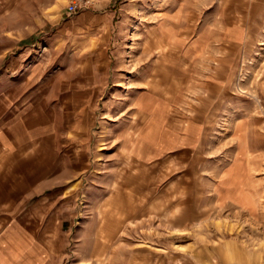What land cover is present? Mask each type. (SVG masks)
Masks as SVG:
<instances>
[{"label":"rangeland","instance_id":"rangeland-1","mask_svg":"<svg viewBox=\"0 0 264 264\" xmlns=\"http://www.w3.org/2000/svg\"><path fill=\"white\" fill-rule=\"evenodd\" d=\"M69 3L48 11L46 60L52 61L46 79L53 80L58 65L71 63V52L93 46L106 48L110 57L109 72L94 73L108 80L101 97L81 105L82 140L86 135L90 150L98 148L85 173L96 178L84 190L89 202L110 200L104 187L120 184L128 194L118 192L109 207L143 208V225L135 222L129 234L134 240L144 234L149 246L199 241L207 236L199 226L207 224L239 232L242 242L264 251V213L249 217L216 204L214 194L222 166L235 155L237 121L248 135L240 139L250 140L252 149L264 145V0H112L97 9L113 13L110 41L100 28L92 30L102 46L64 29L88 9L71 14ZM227 31L235 44L226 40ZM201 32L209 34L207 47L186 64L183 36ZM84 58L78 61L84 64ZM81 75L86 79L85 71ZM136 96L144 101L139 110L132 104Z\"/></svg>","mask_w":264,"mask_h":264},{"label":"crops","instance_id":"crops-1","mask_svg":"<svg viewBox=\"0 0 264 264\" xmlns=\"http://www.w3.org/2000/svg\"><path fill=\"white\" fill-rule=\"evenodd\" d=\"M65 1L0 0V264H264L262 249L242 242L239 232L215 225H200L198 232L207 236L196 242L157 241L149 246L144 234L130 239L134 223L143 225L144 210L119 203L109 207L118 192L128 194L120 184L104 187V198L112 196L105 203L89 202L84 190L96 185V178L85 173L95 163L89 157L98 148L90 150L92 141L86 135L82 140L81 105L107 86L108 80L97 79L94 73L98 69L108 73L110 57L106 48H93L102 43L99 32L92 30L100 28L102 38L110 41L113 13L97 9L112 0H92L78 24L64 25L73 38L85 33L84 40L92 47L71 52V63L55 67L53 80L48 81L52 61L46 60L48 11L56 4L63 9ZM226 33L228 43L235 44L237 38ZM208 36L204 32L183 36L192 42L183 49L186 64L207 47ZM81 57L84 64L78 61ZM82 71L87 76L83 81ZM143 103L142 96L132 102L138 105L136 110ZM244 125L234 124L237 148L233 160L222 166L214 194L216 204H230L249 217L261 216L264 145L252 149L250 140L240 139L246 135ZM97 135L91 132L92 140Z\"/></svg>","mask_w":264,"mask_h":264},{"label":"built area","instance_id":"built-area-1","mask_svg":"<svg viewBox=\"0 0 264 264\" xmlns=\"http://www.w3.org/2000/svg\"><path fill=\"white\" fill-rule=\"evenodd\" d=\"M90 4V0H72L68 5V11L75 14Z\"/></svg>","mask_w":264,"mask_h":264}]
</instances>
